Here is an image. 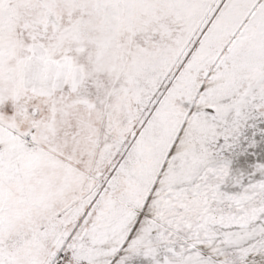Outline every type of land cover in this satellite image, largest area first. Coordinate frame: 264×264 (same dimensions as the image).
I'll return each instance as SVG.
<instances>
[{"label":"snow or ice","instance_id":"1","mask_svg":"<svg viewBox=\"0 0 264 264\" xmlns=\"http://www.w3.org/2000/svg\"><path fill=\"white\" fill-rule=\"evenodd\" d=\"M0 264H264V0H0Z\"/></svg>","mask_w":264,"mask_h":264}]
</instances>
